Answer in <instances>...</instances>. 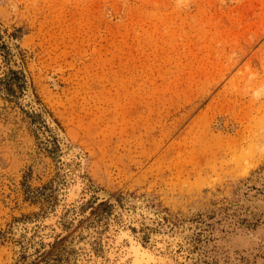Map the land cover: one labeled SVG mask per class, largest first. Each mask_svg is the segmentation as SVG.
Segmentation results:
<instances>
[{"label": "rangeland", "instance_id": "374dc122", "mask_svg": "<svg viewBox=\"0 0 264 264\" xmlns=\"http://www.w3.org/2000/svg\"><path fill=\"white\" fill-rule=\"evenodd\" d=\"M119 232L264 264V0H0V264H115Z\"/></svg>", "mask_w": 264, "mask_h": 264}, {"label": "bare ground", "instance_id": "6f19581e", "mask_svg": "<svg viewBox=\"0 0 264 264\" xmlns=\"http://www.w3.org/2000/svg\"><path fill=\"white\" fill-rule=\"evenodd\" d=\"M27 98L31 101H34L32 90L29 87L27 90ZM48 121L53 124L54 120L48 116ZM59 134L64 143L66 139L63 135V132L60 130ZM73 153L69 151V157L71 158ZM81 190V184L79 181L74 184L70 190L71 195H77ZM102 195L109 196L107 193L103 192ZM74 196H70L72 199ZM115 203V201L112 199ZM116 204V203H115ZM54 222V221H53ZM126 239V240H125ZM127 243L128 247H124L123 244ZM113 247H116L118 250L120 247V253L118 254V260L115 264H127V261L131 260V264H166L170 263L171 260L168 257L160 254V251H155L150 248L142 246L134 237H132L128 232H119L114 238ZM116 250L113 251V254H116Z\"/></svg>", "mask_w": 264, "mask_h": 264}]
</instances>
